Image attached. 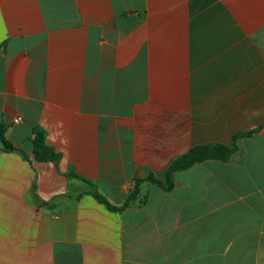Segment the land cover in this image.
Listing matches in <instances>:
<instances>
[{
  "label": "crops",
  "instance_id": "1",
  "mask_svg": "<svg viewBox=\"0 0 264 264\" xmlns=\"http://www.w3.org/2000/svg\"><path fill=\"white\" fill-rule=\"evenodd\" d=\"M0 125V264H264V0H0Z\"/></svg>",
  "mask_w": 264,
  "mask_h": 264
},
{
  "label": "trees",
  "instance_id": "2",
  "mask_svg": "<svg viewBox=\"0 0 264 264\" xmlns=\"http://www.w3.org/2000/svg\"><path fill=\"white\" fill-rule=\"evenodd\" d=\"M256 131H248L244 133H237L233 136L232 141L229 145L221 144H207V145H197L192 147L187 153L177 158L167 169L165 177L163 180L156 179L153 176H149L142 181L151 182L165 191H169L173 188L174 182L172 179V174L176 171L186 169L193 165L194 163H200L207 160H221L226 161L237 149V140L243 137H248ZM0 141L9 150H15L9 142L4 137V128L0 125ZM32 143V150L35 160L39 162H56L59 158V155L54 152V150L45 143L44 132L41 129H34L33 138L30 140ZM142 181H137L136 187ZM137 190V189H136ZM136 190L128 197L132 198ZM100 202H102L107 208L113 210H120L114 207H111L109 203L100 195L95 196ZM127 205V203L125 204Z\"/></svg>",
  "mask_w": 264,
  "mask_h": 264
},
{
  "label": "built area",
  "instance_id": "3",
  "mask_svg": "<svg viewBox=\"0 0 264 264\" xmlns=\"http://www.w3.org/2000/svg\"><path fill=\"white\" fill-rule=\"evenodd\" d=\"M21 120V118L20 117H17V118H15L13 121L14 122H18V121H20Z\"/></svg>",
  "mask_w": 264,
  "mask_h": 264
}]
</instances>
